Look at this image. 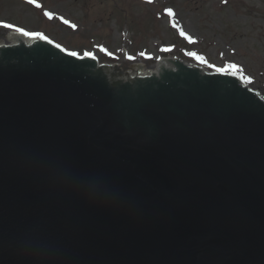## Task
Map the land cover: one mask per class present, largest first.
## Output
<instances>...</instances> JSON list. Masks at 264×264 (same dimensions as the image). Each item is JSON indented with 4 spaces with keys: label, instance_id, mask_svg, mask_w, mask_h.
I'll use <instances>...</instances> for the list:
<instances>
[{
    "label": "water",
    "instance_id": "95a60500",
    "mask_svg": "<svg viewBox=\"0 0 264 264\" xmlns=\"http://www.w3.org/2000/svg\"><path fill=\"white\" fill-rule=\"evenodd\" d=\"M10 38L0 264H264L259 94L174 59L136 79Z\"/></svg>",
    "mask_w": 264,
    "mask_h": 264
},
{
    "label": "rangeland",
    "instance_id": "374dc122",
    "mask_svg": "<svg viewBox=\"0 0 264 264\" xmlns=\"http://www.w3.org/2000/svg\"><path fill=\"white\" fill-rule=\"evenodd\" d=\"M37 3L40 7L26 0H0V21L42 32L80 55L92 52L100 63L125 64L127 70L135 71L139 64L149 69L157 65L159 58L172 56L205 67L210 73L234 63L242 70L236 76L250 77V82L240 80L246 83V88L264 97V0H37ZM45 12H51L52 17ZM181 30L193 42L182 36ZM11 31L0 27V43L9 39ZM101 46L113 55L99 51ZM186 52H196L206 58L208 65L216 67L197 62Z\"/></svg>",
    "mask_w": 264,
    "mask_h": 264
},
{
    "label": "snow or ice",
    "instance_id": "6c2138e0",
    "mask_svg": "<svg viewBox=\"0 0 264 264\" xmlns=\"http://www.w3.org/2000/svg\"><path fill=\"white\" fill-rule=\"evenodd\" d=\"M27 3L29 4H34L36 7H40V5L37 3V0H26ZM169 15H172L173 13L171 12V10L169 9ZM45 15L48 16L49 18L52 17V13L51 12H45ZM61 19H63V17H61ZM64 23L67 24L69 23L67 20H64ZM0 27L4 28V29H8V30H13L15 31L17 34H19L21 37H26V38H31V39H38V40H48V37L46 35H44L42 32H32V31H27L22 27H19L15 24H11V23H7L4 21H0ZM73 28L76 27L75 24L72 25ZM182 36H185V38L189 41V42H193L192 37L187 35L185 32H183V30H181L180 33ZM51 43V41H49ZM57 48L61 47L59 44L56 45ZM164 51H168L170 49H163ZM99 51L106 53L107 55L111 56L113 55L112 53L108 52L107 49L103 48L102 46L99 47ZM69 55L71 56H78L79 53L76 51H69L68 52ZM141 55H144V53H141ZM186 55L193 58L194 60H196L197 62L203 63L205 65H207L208 67H216L214 65H208L207 64V60L205 57L199 55L196 52H186ZM85 57H93L94 58V53L92 52H87L85 51L83 53V56L81 58H85ZM129 59H132V57H128ZM228 70H231L233 75H237L238 72L242 71L240 69V66L234 63H229L227 65L226 68H219L217 67V71L224 73ZM241 79H245L248 80L250 82V77H245V76H241Z\"/></svg>",
    "mask_w": 264,
    "mask_h": 264
},
{
    "label": "bare ground",
    "instance_id": "6f19581e",
    "mask_svg": "<svg viewBox=\"0 0 264 264\" xmlns=\"http://www.w3.org/2000/svg\"><path fill=\"white\" fill-rule=\"evenodd\" d=\"M11 33H16V32L15 31H11ZM11 33H10V35H11ZM10 35H9V39H7L3 43H1L0 46L4 45V44H8V45H12V46L14 45L15 46L17 44L15 38H10ZM19 37H21V36L19 35ZM32 40H34V39L22 37V44H26V43H28V42H30ZM85 58L87 60H95V62L97 60L96 57H94V58L93 57H85ZM163 60H161V61H163ZM174 60L180 61L178 59H174ZM108 65H116V71L134 77V69L127 70V67H125V64H122V65H120V64H108ZM187 65H195V64H187ZM201 68H202V72L206 73V69L203 68V67H201ZM153 74H157V66L152 67L151 69L145 68L142 64H139L137 66L136 79L144 78V77H147V76L153 75ZM258 94L263 98L261 93H258Z\"/></svg>",
    "mask_w": 264,
    "mask_h": 264
}]
</instances>
